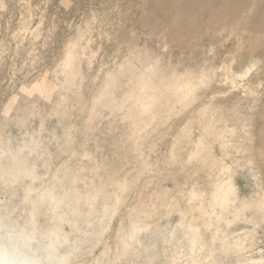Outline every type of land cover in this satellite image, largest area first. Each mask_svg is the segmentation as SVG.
Here are the masks:
<instances>
[{
  "label": "rangeland",
  "instance_id": "1",
  "mask_svg": "<svg viewBox=\"0 0 264 264\" xmlns=\"http://www.w3.org/2000/svg\"><path fill=\"white\" fill-rule=\"evenodd\" d=\"M262 27L264 0H0V237L264 264Z\"/></svg>",
  "mask_w": 264,
  "mask_h": 264
},
{
  "label": "bare ground",
  "instance_id": "2",
  "mask_svg": "<svg viewBox=\"0 0 264 264\" xmlns=\"http://www.w3.org/2000/svg\"><path fill=\"white\" fill-rule=\"evenodd\" d=\"M175 2V0H174ZM177 2V1H176ZM180 2V1H179ZM175 5V4H174ZM180 6V5H178ZM184 9V8H183ZM246 10V9H245ZM248 10V9H247ZM181 13V12H180ZM182 14V13H181ZM220 14V13H219ZM174 17V19H176L175 16H172ZM178 18V16H177ZM260 18V17H259ZM263 20V19H262ZM253 24V23H252ZM251 24V25H252ZM247 25V24H246ZM254 26H258L260 28V22H255L254 23ZM254 28V27H253ZM263 28V27H262ZM261 29V28H260ZM264 29V28H263ZM70 57V56H69ZM68 57V59H69ZM67 61V60H66ZM71 68V67H70ZM71 71V70H70ZM181 91V90H180ZM173 92V91H171ZM175 93V92H174ZM172 94V93H171ZM228 190H224L222 191L220 194H219V197H218V201L221 202V203H226L227 199H228ZM9 244L8 245L6 243L5 240H3L1 237H0V258H3V259H6V260H9V261H15L16 264H31V261L30 259L27 257V254L22 251L19 247H17L15 244V242L13 241V239L11 238V240H8Z\"/></svg>",
  "mask_w": 264,
  "mask_h": 264
},
{
  "label": "clouds",
  "instance_id": "3",
  "mask_svg": "<svg viewBox=\"0 0 264 264\" xmlns=\"http://www.w3.org/2000/svg\"><path fill=\"white\" fill-rule=\"evenodd\" d=\"M0 264H16V262L0 258Z\"/></svg>",
  "mask_w": 264,
  "mask_h": 264
}]
</instances>
